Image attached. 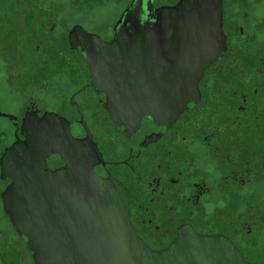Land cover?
I'll return each mask as SVG.
<instances>
[{
	"label": "flooded vegetation",
	"instance_id": "flooded-vegetation-1",
	"mask_svg": "<svg viewBox=\"0 0 264 264\" xmlns=\"http://www.w3.org/2000/svg\"><path fill=\"white\" fill-rule=\"evenodd\" d=\"M130 2L99 29L74 23L57 36L51 10L20 9L43 17L31 25L30 55L1 58L7 92L0 94V116L7 123H0V159L24 139L27 113H55L79 141L75 150L90 151L95 172L126 188L130 221L148 246L164 248L180 228L191 227L226 236L247 261L264 264V0H222L226 49L200 78L198 100L174 116L143 117L138 127L112 119L105 92L93 85L86 59L68 40L74 25L111 40ZM46 162L52 169L66 164L59 153ZM10 181L0 167V264H35L26 237L3 209Z\"/></svg>",
	"mask_w": 264,
	"mask_h": 264
},
{
	"label": "water",
	"instance_id": "water-1",
	"mask_svg": "<svg viewBox=\"0 0 264 264\" xmlns=\"http://www.w3.org/2000/svg\"><path fill=\"white\" fill-rule=\"evenodd\" d=\"M68 40L86 59L93 85L105 92L112 119L138 127L143 117L174 116L198 100L200 78L226 49L222 0L158 7L131 0L111 40L80 25ZM21 134L0 159L2 177L11 179L1 197L35 264H257L226 236L191 227L180 228L166 247L151 248L130 221L128 191L95 172L89 150H75L79 141L66 120L27 113ZM52 153L66 164L46 166Z\"/></svg>",
	"mask_w": 264,
	"mask_h": 264
},
{
	"label": "rangeland",
	"instance_id": "rangeland-1",
	"mask_svg": "<svg viewBox=\"0 0 264 264\" xmlns=\"http://www.w3.org/2000/svg\"><path fill=\"white\" fill-rule=\"evenodd\" d=\"M127 2L128 0H45V2H43V4L45 5L42 8L38 7V9L51 10L52 11L51 13L53 15H56L57 24L53 32V35L57 36L61 33L66 34L67 31L70 29L71 25L74 23L83 22L88 27L91 26L93 28L99 29L100 26H102L101 25L102 20L110 21V17L111 19L117 17V15L127 4ZM32 8L33 7H28V8L26 7L23 9H32ZM26 14H30L35 17L37 16L36 18H34V20L36 21L34 24L38 23L37 18L43 17L41 15H34L32 13H26ZM26 14H23V11L20 10L19 8L16 9L14 13H12L13 15L12 22L14 24V27L25 30L26 24L23 15ZM26 29H28V27ZM34 29L35 28L32 29V32ZM36 30H38L37 27ZM33 49L30 50V53L33 51ZM30 53L24 56H28L30 55ZM4 63L5 62H3L2 59L0 58V83H1L0 94L2 96L3 93L7 92L2 85V82L4 80H3V75L1 73L7 72ZM16 111L18 110L16 109ZM0 123L5 124L7 123V121L5 120V118L0 116ZM3 224L4 223H2L1 225Z\"/></svg>",
	"mask_w": 264,
	"mask_h": 264
},
{
	"label": "trees",
	"instance_id": "trees-1",
	"mask_svg": "<svg viewBox=\"0 0 264 264\" xmlns=\"http://www.w3.org/2000/svg\"><path fill=\"white\" fill-rule=\"evenodd\" d=\"M45 0H0V58L9 55L24 56L34 48V39L30 37L36 18L33 15H23L26 28L18 29L12 22L16 9L28 7L42 8ZM38 24V23H36ZM30 27V28H29Z\"/></svg>",
	"mask_w": 264,
	"mask_h": 264
}]
</instances>
